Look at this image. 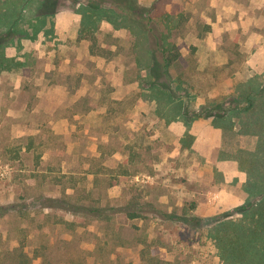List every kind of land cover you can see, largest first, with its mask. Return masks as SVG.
Masks as SVG:
<instances>
[{"label": "rangeland", "instance_id": "rangeland-1", "mask_svg": "<svg viewBox=\"0 0 264 264\" xmlns=\"http://www.w3.org/2000/svg\"><path fill=\"white\" fill-rule=\"evenodd\" d=\"M26 2L0 0V264H264L221 257L208 226L254 201L239 162L257 140L235 128L256 114L264 128L248 90L264 52L240 34L208 43L204 0ZM100 7L145 32L103 15L87 29Z\"/></svg>", "mask_w": 264, "mask_h": 264}, {"label": "trees", "instance_id": "trees-1", "mask_svg": "<svg viewBox=\"0 0 264 264\" xmlns=\"http://www.w3.org/2000/svg\"><path fill=\"white\" fill-rule=\"evenodd\" d=\"M117 3L122 4L124 7L128 8L130 11L138 12H148L147 7L139 6L136 0H115ZM43 0H41V3ZM89 8V7H88ZM86 9V8H84ZM90 14L86 16L88 22H86L87 29L92 26L95 28V24L101 20L103 15L106 19L113 24V27L117 28L120 26H125L130 29L132 34L138 32H145L146 27L143 26L142 22L139 19L129 18L128 13H119L113 10H106L104 8L91 9ZM129 16V17H128ZM118 18L119 20H117ZM39 24V23H38ZM38 24L31 23L33 35H28L30 38H34L40 26ZM27 36V34L24 33ZM164 43V42H162ZM171 44L163 46L162 51H167L170 49ZM89 50L92 53H95L93 46H90ZM147 52L150 54V58L153 59L154 50L147 49ZM177 58L176 53H172L169 56H166L163 63V68L167 69V66L170 62L174 61ZM4 58L3 60H5ZM151 69H149V74L151 75ZM248 90H252L255 96L259 95V100L257 106L260 110H264V85H257L256 87L249 86ZM247 90V91H248ZM160 95L166 97V99H172L170 92L166 90H158ZM156 96L160 97L159 94ZM255 96H248L249 99H255ZM257 99V97H256ZM252 102V100H251ZM250 102V105H252ZM230 111L233 110L235 114L237 111L245 112L248 108L239 109L238 107L230 108ZM259 111V110H258ZM258 113V112H257ZM182 114L178 109L174 112L172 119L178 117ZM264 116V112H262ZM225 116V115H224ZM217 116L216 122L221 123L224 128L232 129L235 126L232 125L229 121V117ZM256 124L258 126H256ZM240 137L243 136H253L256 138L257 143L254 150L248 152L245 160L238 161L240 168L246 173V180L244 182L245 190L248 195L254 197V201L250 204H247L244 207H241L238 212L241 217L238 220H230L229 214L223 213L216 215L209 220V234L214 240L217 247V251L221 257L229 260H241L242 258L248 256L251 258H259L260 260L264 259V128H259L258 116L254 120L249 118L248 120L241 121V124L235 128ZM57 204H47V207L56 206ZM263 251V252H262ZM29 257L24 253H20L19 263L18 264H28Z\"/></svg>", "mask_w": 264, "mask_h": 264}, {"label": "crops", "instance_id": "crops-1", "mask_svg": "<svg viewBox=\"0 0 264 264\" xmlns=\"http://www.w3.org/2000/svg\"><path fill=\"white\" fill-rule=\"evenodd\" d=\"M29 2L30 0L23 7L27 8ZM188 9L193 10L191 3ZM33 16L31 22H35V17L37 18V15ZM201 16L210 26L205 37L208 43L213 44L217 36L240 34V47L245 49L248 45L253 46L255 56L256 51L264 52V0H204ZM255 69L261 71L262 68ZM213 123L219 124L216 120Z\"/></svg>", "mask_w": 264, "mask_h": 264}]
</instances>
